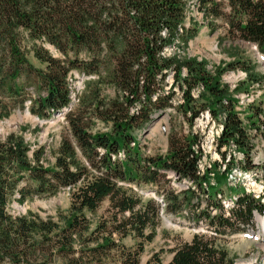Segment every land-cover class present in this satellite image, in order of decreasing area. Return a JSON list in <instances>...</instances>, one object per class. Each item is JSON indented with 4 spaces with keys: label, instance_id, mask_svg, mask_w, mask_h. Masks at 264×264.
<instances>
[{
    "label": "trees",
    "instance_id": "16d2710c",
    "mask_svg": "<svg viewBox=\"0 0 264 264\" xmlns=\"http://www.w3.org/2000/svg\"><path fill=\"white\" fill-rule=\"evenodd\" d=\"M188 1L0 0V121L25 109L29 101L34 116L64 114L68 126L52 166L44 162V148L33 150L23 135L0 138V264H142L145 243L156 237L162 212L183 215L187 210L192 218L206 220L213 235L195 234L172 250L167 264L236 263L217 243L252 226L254 212L264 214V205L251 195L231 199L213 191L218 177L227 181L234 161L215 172L216 184L211 185V172L199 171L198 136L192 131L187 136L172 132L167 153L157 156H144L137 136L156 111L174 106V88L159 91L173 72L183 98L178 108L190 127L208 110L224 127L217 140L222 157L227 159L235 144L246 156L245 168L253 165V144L236 109L238 100L221 81L226 69L216 66L213 72L207 60L186 52L200 30L196 23L187 25ZM194 5L209 24L224 21L232 41L253 44L264 56V0H196ZM25 42L31 43L30 49ZM169 47L185 56H168ZM29 52L41 67L31 63ZM228 67L237 66L231 62ZM241 67L250 81L261 83L251 65ZM73 71L98 77L86 81L77 105L69 84ZM101 84L112 86L116 96L103 97ZM96 119L110 131L95 132ZM168 172L191 183L188 189L158 188L156 193H164L162 202L144 200L134 190L167 183ZM62 190L71 192V203L59 221L15 216L7 209L15 193L22 204L28 197ZM105 200L111 217L93 229L86 212H96ZM129 234L138 242L127 249L121 240ZM163 252L145 264H164Z\"/></svg>",
    "mask_w": 264,
    "mask_h": 264
},
{
    "label": "rangeland",
    "instance_id": "374dc122",
    "mask_svg": "<svg viewBox=\"0 0 264 264\" xmlns=\"http://www.w3.org/2000/svg\"><path fill=\"white\" fill-rule=\"evenodd\" d=\"M196 0L188 1V16L187 25H199L198 38L190 42L189 48L186 49L191 56H196L200 59L207 60L208 67L214 72L216 66L226 69L222 74L221 81L229 85L232 95L238 100L236 104L237 111L240 112L243 124L248 128L250 141H252L253 148L250 156L256 164L249 166L248 169L254 173L263 176L264 179V56L257 50L256 46L248 42L232 41L226 36V26L221 19L214 20V23H208L204 18V13L200 11L199 7L195 6ZM191 19V20H190ZM24 45L30 49L31 43L25 42ZM47 48L51 50L54 56L59 57L58 52L51 45ZM179 53L185 56V52L176 50L174 47H169L165 53L171 54ZM28 57L31 63L37 67H41L40 61L34 57L32 52H29ZM231 62H235L236 68L228 67ZM249 64L254 68V72L261 79V83L252 82L248 79L247 73L243 71L241 65ZM97 80L98 77H86L80 71H73L69 76V84L74 93L72 101L77 105V97L80 96L86 87L87 80ZM173 72H170L165 79V84L160 93H168L174 88L175 95L173 96V107L166 110L156 111L151 121L141 133L137 134L141 144V152L144 156L165 155L169 149L168 139L172 132L179 135H186L192 131L197 132L199 145L204 151L205 165H212L214 172L217 175L219 167L227 164L229 160L224 159L221 153H217L215 146H211L207 139L211 134V124L206 125L204 119L198 117L193 125L190 127L185 115L180 112L179 106L183 103V98L179 87L173 83ZM240 85V90H238ZM103 97L110 99L116 96L115 89L112 86L101 84ZM31 93L36 94L33 88ZM31 102L27 101V107L16 109L5 120L0 121V138L6 137L10 133H17L23 135L28 144L36 150L43 147L45 150V164H55V156L58 153L59 146L63 137L68 132L67 122L63 114H53L49 117L40 118L33 114L28 115L26 110H29ZM68 110V109H66ZM19 112V114H17ZM9 122V123H8ZM218 123V122H217ZM216 123V124H217ZM109 126L104 122L96 119L94 131L101 130L108 132ZM209 140V139H208ZM204 146V148H203ZM224 151V150H223ZM231 155L234 169L243 168L246 165L244 154L233 145L227 151V157ZM201 160V159H200ZM210 164V165H209ZM237 167V168H236ZM259 167V168H258ZM202 168V166H200ZM253 168V169H252ZM247 170V171H248ZM256 171V172H255ZM259 172V173H258ZM236 178V180H235ZM260 179H262L260 177ZM167 183L161 182L158 187L154 185H143L142 187H134L138 195H141L144 200L154 198L156 200L163 199L164 193H156L158 188L164 190H181L188 189L191 183L179 181L178 177L171 172L167 173ZM235 183L238 187H229L227 181L217 178V185L213 189L214 192L221 191L227 197H231L243 192L242 182L245 180L237 175L234 177ZM239 180V182H238ZM231 186V185H230ZM245 189V188H244ZM20 194L15 193L11 196L8 207L10 213L18 215H27L43 220L59 221L61 216L68 215L71 203V192L69 190H62L53 196H37L28 197L22 204L18 202ZM202 208L205 205V199L202 202ZM96 212H86V216L92 223V228H96L102 220H109L111 217L109 210V200H105L100 205ZM194 211L197 209L194 208ZM191 211L187 210L183 215L163 213L161 222L156 229V237L152 242L145 243V252L141 254V263L145 262L156 252L164 249L161 255L164 264L169 263L173 258L172 250L184 243L190 241L195 234L209 233L213 235L207 226L206 220L195 219L190 215ZM215 213V210L213 211ZM118 237V236H116ZM138 240L133 234H129L121 240V244L127 248L136 246ZM218 246L226 248L231 257L235 259V264L240 262H252V264H264V230L256 219L254 224L247 227L245 231H237L220 238Z\"/></svg>",
    "mask_w": 264,
    "mask_h": 264
},
{
    "label": "bare ground",
    "instance_id": "6f19581e",
    "mask_svg": "<svg viewBox=\"0 0 264 264\" xmlns=\"http://www.w3.org/2000/svg\"><path fill=\"white\" fill-rule=\"evenodd\" d=\"M204 88V87H203ZM202 87L199 88L198 90L195 91V94L198 96V94L201 92ZM223 125L222 124H215V133H211L209 135V140L207 139V142L210 143L211 146L209 147H214L216 148L217 151V140L220 137L222 131H223ZM195 134V132H193ZM235 146V144H232V146ZM231 146V148H232ZM200 158L202 157V154H199ZM202 162V158L199 161V171L200 173H202V168H200ZM210 165V164H209ZM212 166V165H210ZM235 167H233V169L231 170V173L229 175L228 178V184L230 183V187H234L237 186V184L235 183L234 177L237 175H240V177H242L245 180V183L242 182V187L245 188L246 193L249 195L251 194L255 199L261 201L264 204V179L263 176H260L257 173H254L253 171L250 170H245L244 168H238V169H234ZM237 168V167H236ZM259 168V167H258ZM253 169V168H252ZM256 172V171H255ZM259 173V172H258ZM203 174V173H202ZM212 176H214V174H212ZM260 177L262 179H260ZM239 182V180H238ZM213 184V183H212ZM255 217L258 219L260 216L255 213ZM259 223L262 225V229L264 230V217L259 218ZM238 264H252V262H240Z\"/></svg>",
    "mask_w": 264,
    "mask_h": 264
},
{
    "label": "built area",
    "instance_id": "2783aa9c",
    "mask_svg": "<svg viewBox=\"0 0 264 264\" xmlns=\"http://www.w3.org/2000/svg\"><path fill=\"white\" fill-rule=\"evenodd\" d=\"M193 95H194V97L198 98V96L195 94V91H194ZM200 119H201V120L204 119V120L206 121V125L211 124L212 130H211L210 133H215V124H216V122L213 120L212 115H211V112H209V111H207V110H206V111H203V112L201 113V117H200ZM198 134H199V133L195 132V135L198 136ZM203 148H204V146H203ZM195 150H196V153H197V154H202V158H203V160H204V159H205V158H204V151L202 150V148H201L199 145H197V146H195ZM228 156H229V157H228V160L230 161V160L232 159V157H231V155H228ZM226 167H227V164L223 165V167H220V168H221L222 170H225ZM210 168H211V166H208V165H205L204 163H202V173H203V174H204L206 171H208V169H210Z\"/></svg>",
    "mask_w": 264,
    "mask_h": 264
},
{
    "label": "water",
    "instance_id": "95a60500",
    "mask_svg": "<svg viewBox=\"0 0 264 264\" xmlns=\"http://www.w3.org/2000/svg\"><path fill=\"white\" fill-rule=\"evenodd\" d=\"M26 113L29 115L30 114V112H29V110L27 109L26 110ZM17 114H19V112L17 113ZM9 123V122H8Z\"/></svg>",
    "mask_w": 264,
    "mask_h": 264
}]
</instances>
